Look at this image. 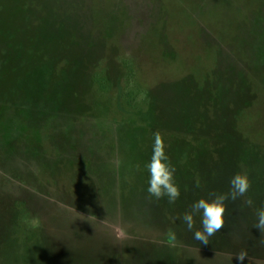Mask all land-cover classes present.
I'll return each mask as SVG.
<instances>
[{
    "label": "rangeland",
    "instance_id": "obj_1",
    "mask_svg": "<svg viewBox=\"0 0 264 264\" xmlns=\"http://www.w3.org/2000/svg\"><path fill=\"white\" fill-rule=\"evenodd\" d=\"M154 133L175 203L147 192ZM238 172L202 244L183 214ZM262 206L264 0H0V264H264Z\"/></svg>",
    "mask_w": 264,
    "mask_h": 264
},
{
    "label": "clouds",
    "instance_id": "obj_2",
    "mask_svg": "<svg viewBox=\"0 0 264 264\" xmlns=\"http://www.w3.org/2000/svg\"><path fill=\"white\" fill-rule=\"evenodd\" d=\"M149 173L147 192L149 196L155 199L167 197L169 203H175L180 197V189L175 183V167L171 164L169 156L166 152V145L159 133H154V141L152 145V155L149 162L145 165ZM230 189L227 193L210 194L212 198H200L193 202L189 211L183 214V222L186 224L188 231H192L195 227L194 217L200 216L201 229H197L193 233V238L202 244H209V238L220 231L225 224V213L227 209L226 201H236L243 197L251 187L249 176L246 173H236L230 180ZM248 206L253 205V201L248 199L245 201ZM257 228L264 234V206L255 212ZM90 220H96L95 215H90ZM109 234L114 237L116 243H123L129 239L127 229L121 224L111 222L107 219L101 221ZM175 239V236L172 237ZM231 260V254H223ZM246 252H241L236 259L243 261Z\"/></svg>",
    "mask_w": 264,
    "mask_h": 264
}]
</instances>
